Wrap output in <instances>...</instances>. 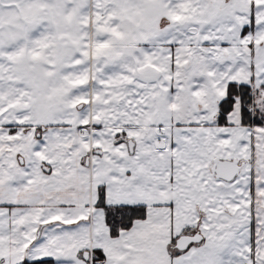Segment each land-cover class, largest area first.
Instances as JSON below:
<instances>
[{
  "label": "snow or ice",
  "instance_id": "1",
  "mask_svg": "<svg viewBox=\"0 0 264 264\" xmlns=\"http://www.w3.org/2000/svg\"><path fill=\"white\" fill-rule=\"evenodd\" d=\"M0 264H264V0H0Z\"/></svg>",
  "mask_w": 264,
  "mask_h": 264
}]
</instances>
